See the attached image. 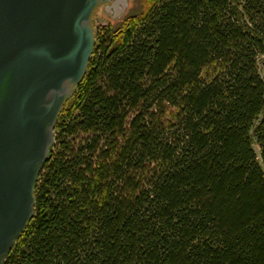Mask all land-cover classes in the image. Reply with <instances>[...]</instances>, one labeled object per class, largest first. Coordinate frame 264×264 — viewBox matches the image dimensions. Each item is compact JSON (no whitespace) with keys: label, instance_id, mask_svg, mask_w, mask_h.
<instances>
[{"label":"trees","instance_id":"trees-1","mask_svg":"<svg viewBox=\"0 0 264 264\" xmlns=\"http://www.w3.org/2000/svg\"><path fill=\"white\" fill-rule=\"evenodd\" d=\"M136 1L95 30L4 264H264V0Z\"/></svg>","mask_w":264,"mask_h":264},{"label":"water","instance_id":"water-1","mask_svg":"<svg viewBox=\"0 0 264 264\" xmlns=\"http://www.w3.org/2000/svg\"><path fill=\"white\" fill-rule=\"evenodd\" d=\"M103 4L116 11L119 3L0 0V264L33 217L34 186L62 106L88 70Z\"/></svg>","mask_w":264,"mask_h":264},{"label":"rangeland","instance_id":"rangeland-1","mask_svg":"<svg viewBox=\"0 0 264 264\" xmlns=\"http://www.w3.org/2000/svg\"><path fill=\"white\" fill-rule=\"evenodd\" d=\"M127 1H128V8L125 12V15H127L128 13L133 11L138 5L136 0H127ZM110 21L116 22V20H111L107 15H104V13L102 12L101 9H97V11L95 12V15H94V24L95 25L96 24L107 25Z\"/></svg>","mask_w":264,"mask_h":264},{"label":"flooded vegetation","instance_id":"flooded-vegetation-1","mask_svg":"<svg viewBox=\"0 0 264 264\" xmlns=\"http://www.w3.org/2000/svg\"><path fill=\"white\" fill-rule=\"evenodd\" d=\"M111 1H115V0H111ZM117 1L119 4L117 5L116 11L114 9L106 10L105 6L109 3L103 4L102 6L98 7L97 9H101L102 12L104 13V15H107L111 20H119L125 15V12L128 8V1H127V5H126L125 9L121 12L120 16L118 18H113L115 13H119V10L121 8V3H120L121 0H117ZM97 9L95 10V12L97 11ZM95 12H94V15H95Z\"/></svg>","mask_w":264,"mask_h":264},{"label":"built area","instance_id":"built-area-1","mask_svg":"<svg viewBox=\"0 0 264 264\" xmlns=\"http://www.w3.org/2000/svg\"><path fill=\"white\" fill-rule=\"evenodd\" d=\"M100 26L102 27V26H104V25H103V24H96V25H95L96 32L99 31Z\"/></svg>","mask_w":264,"mask_h":264}]
</instances>
